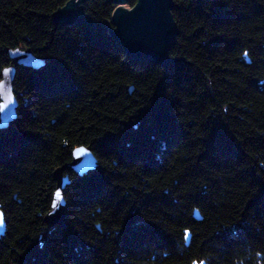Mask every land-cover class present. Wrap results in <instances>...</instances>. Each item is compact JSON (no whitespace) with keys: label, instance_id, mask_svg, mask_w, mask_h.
<instances>
[{"label":"trees","instance_id":"16d2710c","mask_svg":"<svg viewBox=\"0 0 264 264\" xmlns=\"http://www.w3.org/2000/svg\"><path fill=\"white\" fill-rule=\"evenodd\" d=\"M68 1L0 0V81L10 50L45 62L16 63L0 128V264H264V0H173L169 66L101 29L113 1L87 0L92 26L54 19ZM80 145L97 165L65 172L49 227Z\"/></svg>","mask_w":264,"mask_h":264},{"label":"water","instance_id":"95a60500","mask_svg":"<svg viewBox=\"0 0 264 264\" xmlns=\"http://www.w3.org/2000/svg\"><path fill=\"white\" fill-rule=\"evenodd\" d=\"M117 4L111 20H105L101 29L123 47L126 54L136 60L158 62L169 66L175 61L171 49L177 42L179 27L173 15V0H138L132 7L129 0H111ZM87 0H69L58 8L53 17L62 24H85L92 26L93 19L85 11ZM13 62L5 67L0 81V128H7L17 118L19 100L14 92L16 63L40 68L44 61L31 50H10ZM97 165V158L90 145H80L73 149L72 159L54 172L56 190L50 210L44 220L49 227L60 226L65 219L67 201L64 189L70 183L66 171L81 176L90 173ZM196 218L201 216L195 212ZM0 237L6 232L5 213L0 209ZM191 233L186 231V243H190ZM197 261V260H195ZM205 264V260H201ZM199 262V261H197Z\"/></svg>","mask_w":264,"mask_h":264},{"label":"snow or ice","instance_id":"6c2138e0","mask_svg":"<svg viewBox=\"0 0 264 264\" xmlns=\"http://www.w3.org/2000/svg\"><path fill=\"white\" fill-rule=\"evenodd\" d=\"M245 55H247V54L245 53ZM0 222H2V217H0ZM193 264H203V262L202 261H199V262L193 261Z\"/></svg>","mask_w":264,"mask_h":264}]
</instances>
